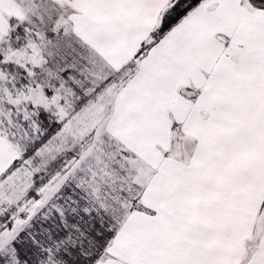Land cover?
Segmentation results:
<instances>
[{
  "label": "snow or ice",
  "instance_id": "1",
  "mask_svg": "<svg viewBox=\"0 0 264 264\" xmlns=\"http://www.w3.org/2000/svg\"><path fill=\"white\" fill-rule=\"evenodd\" d=\"M0 264H264V0H0Z\"/></svg>",
  "mask_w": 264,
  "mask_h": 264
}]
</instances>
